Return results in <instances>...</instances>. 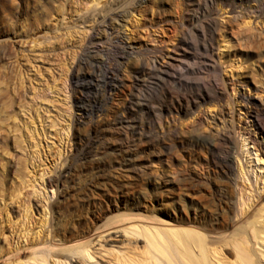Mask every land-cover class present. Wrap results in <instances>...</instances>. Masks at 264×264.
<instances>
[{
  "label": "rangeland",
  "instance_id": "rangeland-1",
  "mask_svg": "<svg viewBox=\"0 0 264 264\" xmlns=\"http://www.w3.org/2000/svg\"><path fill=\"white\" fill-rule=\"evenodd\" d=\"M110 1L0 0V252L54 236L70 244L88 238L92 259L44 248L36 256L41 264H118L134 255L133 244L108 234L99 242L98 231L135 213L136 204L168 220L164 209L174 216L182 207L166 206L168 196L194 215L197 195L217 196L216 181L225 177L233 180L237 212L259 218L264 233V138L246 115L260 113L264 126V0H147L133 10V0H122L112 12L131 14L108 34L131 55L111 83L107 73L116 65L103 41L95 78L78 83L77 65L97 26L80 17ZM166 46L177 59L165 78L171 92L147 67ZM105 83L114 85L107 93ZM244 95L263 104L245 106ZM220 108L233 118L228 142L198 139L223 127L213 122ZM232 150L225 174L218 164ZM68 163L69 174L52 186ZM177 167L204 185H175ZM257 254L264 262V247Z\"/></svg>",
  "mask_w": 264,
  "mask_h": 264
},
{
  "label": "bare ground",
  "instance_id": "bare-ground-1",
  "mask_svg": "<svg viewBox=\"0 0 264 264\" xmlns=\"http://www.w3.org/2000/svg\"><path fill=\"white\" fill-rule=\"evenodd\" d=\"M121 1L122 0H111L110 4H103L101 7L97 4L92 10L81 15V20L85 21L86 19H92L97 22V26L90 37V47L84 50V55L78 62L77 82L80 79L87 78L88 74H90V76L94 74V77H90L89 79L95 78V70L97 67L100 68L102 64V60H99L100 55L103 56L100 53L99 44L103 43V41L109 43L110 50L108 52L109 54L111 53L110 59H112L114 65H116V67L113 66L114 68L110 69L107 73V76H109L112 72L109 77V82L113 83L118 79L115 76L118 71L117 66L121 64V61L126 58L127 55H131V53L127 52L126 47L122 45L115 36L108 34V28L113 29L114 22H119L127 18L131 14V9L139 8L147 2V0H133L131 9L124 10L123 12H112L114 10L113 7L118 5ZM166 49L170 48L167 46L157 48L155 50V54L157 55L155 60L152 64L149 63L147 67L149 68V66H151L150 73H154V75L157 76L163 75L159 76V79H161L159 87L163 91L166 90L171 92L172 90L169 88L165 78L168 76V69L176 66L175 61H177V59L170 55L166 56V53L168 54L169 51H166ZM131 51H133V49ZM132 53L136 54L137 52L133 51ZM210 58L209 60L212 61L213 54ZM136 66V71L139 72L142 71L143 67H146L143 59H138ZM107 76H104L106 80ZM85 81L82 82L83 85ZM113 86L114 85L105 83V93L111 91ZM220 89V87L218 89L215 87L214 90L217 95H221ZM240 100L245 106L249 104L260 106L263 104L262 99H260L259 102H253L245 95L240 96ZM218 113L221 115V118H216V115H214L213 122L223 127L215 129L214 131H209L207 135L202 132L200 133L201 137L195 134L198 139L201 138V140L213 145H215L217 141L228 142L231 132L233 131L232 133H234L233 118L229 116L230 110L224 112L222 108H220ZM226 114L230 118H226ZM246 115H250V117L253 115L254 126L257 127L264 138L263 122L261 123L259 121L260 113L248 110ZM199 121L200 119L194 120L191 123V127H193V129L197 128L198 124H200ZM90 154V151L87 150L83 154V159ZM233 158L234 151L232 150L224 160L223 165L218 164L219 169H223L225 174L231 170ZM72 165L73 164L69 163L64 164L65 167L62 172H60L57 178L50 180V184L54 186L56 183H61L62 177L69 174L68 172ZM184 167H177L174 170L171 169L170 175L175 185L182 187L183 184L185 185L184 189L200 188V185H204L201 184V178L195 176L193 172H191L193 170L189 168L185 169ZM151 170L152 174H156L157 170L152 168ZM182 174L184 175L182 176ZM191 181L193 183L198 181V183L192 184ZM216 182H218L217 196L206 194L197 195L199 209L194 215L188 208L181 204L182 201H173V198L168 196L171 201L167 203L166 206L173 210H175V205L177 204L180 207L182 206L178 212L175 210L177 214L173 213L174 216L164 209L161 214H164L168 220L161 218L164 217L163 215L160 216L156 212L153 213L154 211L152 210L149 211V208L146 206L136 204L134 207L135 213L125 214L118 221L106 225L98 231L99 234L96 235V239H98L97 241L99 242L101 240L107 241V237L104 238V234H108V237L112 238L115 235V237H122V239L127 241L130 245L133 244V249L135 250L134 255L118 260V264H264L257 254L262 250V247H264V238H262L264 233L263 230L257 226L258 223H260L258 221L259 218H255L253 214L244 216L243 213L239 214L237 212L232 201L233 180L231 178L225 177ZM56 204L57 202L54 203V205ZM112 232L114 234H110ZM118 234L119 236H116ZM70 242L67 243L65 240L63 242L61 239H57L54 236L50 240H32L31 243L27 244L28 246H23V248H21L20 245L15 247L9 245L0 252V260L5 264H41V261H44L36 256V251L42 248L48 249L59 256H64L65 253L75 251L83 253L89 259L94 258L91 254V241H89L88 238L86 240L82 239L77 242L75 241L72 244H70ZM27 251H30L31 257L23 261L22 258ZM76 264L82 263L77 262Z\"/></svg>",
  "mask_w": 264,
  "mask_h": 264
}]
</instances>
